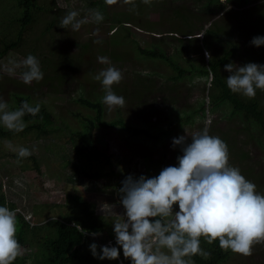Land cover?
I'll use <instances>...</instances> for the list:
<instances>
[{
  "label": "rangeland",
  "instance_id": "1",
  "mask_svg": "<svg viewBox=\"0 0 264 264\" xmlns=\"http://www.w3.org/2000/svg\"><path fill=\"white\" fill-rule=\"evenodd\" d=\"M247 1L241 6L239 0H150L148 4L143 0L132 3L117 0L113 5L105 0H36L42 11L34 14L35 19L24 30L18 47L0 59V97L10 109L17 108V95L27 96L31 104L41 103L51 113L56 130L46 136L30 131L0 138V196L8 203L7 207L12 203V211L26 217L30 226L50 220L74 226L73 217L80 215V208L67 195H80L96 215L109 223L108 231L114 236L111 223L116 217L103 216L101 206L111 204L117 213L123 212L118 191L121 181L128 175L156 176L164 167L176 165V157L182 153L179 146L172 147V139L180 135L190 137L206 126L210 135L219 136L228 145L229 163L238 167L264 194V134L246 124L238 113H232L229 103H210L211 94L218 92L211 85V75L186 73L173 80L176 73L164 61L141 57L136 49L137 44L146 49L160 47L167 55H173L170 59H175L182 69L191 72L192 66L199 68L221 55L222 46L216 40L226 36L237 43L232 62L243 65L245 58L260 60L264 46L251 45L252 38L243 34L239 41V30L242 26L249 30L246 18L258 20V15H264V0ZM89 9L101 11L103 22L83 25L79 31L58 26L67 12L76 10L83 17ZM19 11L16 0H0V49L3 41L14 40ZM259 22L264 27V22ZM96 29L98 35L93 36ZM196 39L205 40L209 46L213 43L211 50L200 52ZM94 40L102 43H93ZM181 48L182 59L175 53ZM206 52L210 53V59ZM28 54L39 59L44 73L42 81L30 85L22 82L19 70L14 76L2 71L10 59L19 61ZM99 56L108 57L111 66L123 73V80L113 86L114 92L125 98L123 108L109 110L101 102L103 88L94 76L110 65L101 64ZM220 73L225 79L229 75L224 67ZM259 97L264 99V91L260 90ZM78 98L100 103L104 122L121 121L145 130L152 137L132 136L120 127H97L89 133L86 120L92 119L95 112L78 103ZM201 102L204 112H196L202 107ZM73 134L82 138L76 135L71 138ZM8 141L32 151L37 167L29 159L17 162V154L5 147ZM81 141L93 145L91 151L98 149L108 159L107 163L104 157L92 160L91 168L85 170L92 173L100 168L99 171L110 174L108 177L89 179L74 173L72 166L79 160L74 146ZM33 234L27 236L32 253L29 258L41 243L42 234ZM59 237L62 247L71 251L84 235L78 227L62 230ZM93 238L100 245L115 246V236L112 240L104 235ZM118 260L124 264L127 259ZM92 264H113V261L105 259ZM221 264H264V241L253 245L251 256L227 250Z\"/></svg>",
  "mask_w": 264,
  "mask_h": 264
},
{
  "label": "clouds",
  "instance_id": "2",
  "mask_svg": "<svg viewBox=\"0 0 264 264\" xmlns=\"http://www.w3.org/2000/svg\"><path fill=\"white\" fill-rule=\"evenodd\" d=\"M116 2L105 0L108 5ZM125 2L132 3V0ZM143 2L148 4L150 0ZM103 20L104 15L98 9H89L83 17L79 11L72 10L62 17L58 26L79 31L83 25H98ZM98 32L96 29L92 35ZM250 44L264 46V36L253 37ZM205 55L211 58L210 53ZM97 59L101 64L110 65L94 76L103 88L102 104L109 110L123 108L125 98L113 90L123 80V73L111 66L108 57ZM224 69L229 73L226 86L232 93L252 99L257 90L264 91V64L229 62ZM18 70L26 85L44 78L40 61L32 54L19 61L10 59L2 69L9 76L16 75ZM40 112L39 102L30 104L25 100L18 108L10 109L8 102L0 97V125L9 131H24L25 116L36 117ZM177 146L182 154L176 157V165L164 167L156 176L128 175L121 181L118 191L122 213H117L111 204L101 206L103 216L116 217L111 223L115 246L91 243L89 249L94 258L118 260L122 250L123 257L131 264H195L193 257L208 259L211 255L201 247L202 237L208 244L218 241L220 249L244 256H251L253 245L264 241V194L257 191L256 184L247 180L238 167L229 163L226 142L210 135L206 126L190 137H174L172 147ZM5 147L17 154V162L32 155L28 148L10 141ZM78 227L82 235H101ZM16 233L15 212L0 206V264H13L22 255Z\"/></svg>",
  "mask_w": 264,
  "mask_h": 264
},
{
  "label": "trees",
  "instance_id": "3",
  "mask_svg": "<svg viewBox=\"0 0 264 264\" xmlns=\"http://www.w3.org/2000/svg\"><path fill=\"white\" fill-rule=\"evenodd\" d=\"M99 0H97L98 2ZM246 0H239L241 6L245 3ZM249 1V0H248ZM247 1V2H248ZM17 7L20 10L18 14V32L14 40L11 41H3L2 47L0 49V59L3 58L9 50H14L18 47L20 42L22 41V36L24 30L29 27V25L35 19L34 14L42 11V7L36 3V0H16ZM259 21L264 22V15L260 14L257 16ZM256 18L251 20L246 18L247 26H249V30L246 28H242L239 30V38L240 35L243 34L247 38H253L255 36H264V27L263 23L259 22ZM52 25V24H51ZM252 29H251V28ZM115 29V28H114ZM114 32H116L114 30ZM113 32V33H114ZM127 34V33H126ZM128 33L126 36H129ZM172 36V35H169ZM158 37H165L158 36ZM242 38V37H241ZM239 39V41L241 40ZM164 38H161L162 41ZM184 38L183 40H185ZM179 41H182L181 39ZM196 41H199L196 39ZM200 46L199 51H206L207 49L211 50L212 44L210 46L205 42V40H200L197 42ZM216 43L222 46V53L217 58H211L208 63L204 64L197 68L192 66L191 72H187L186 70L182 69L179 63L175 59H170L172 57L170 54L162 50L160 47H151L149 49L142 48L139 44L136 45V49L138 54L141 57L146 59H159L164 61L175 73L176 75L172 77L173 80H177L181 78L186 73H195L199 75L208 76L211 75L212 79V86L217 89V94H211V104L215 105L219 102H227L232 108V113H238L241 119L248 124L249 126H255L256 129L259 130L260 133L264 134V99H260L259 92L257 90L255 98L249 99L247 97H243L242 95H237L232 93L226 86V79L224 75L220 73V70L229 62H232V58L235 55L237 50V43L232 39V37H217ZM154 45V44H153ZM210 47V48H209ZM249 48V47H248ZM259 48H263L260 46ZM255 55L257 57V52L255 50ZM183 49L177 50L178 58L182 59V52ZM242 52H248L242 51ZM202 54V53H201ZM247 57V56H246ZM257 60L255 58H248L244 59V63L254 62L258 64H264V56ZM63 76L60 75V78ZM17 102V108L20 106L22 101L27 100L30 103V98L27 96H19L15 97ZM77 102L81 105L93 110L95 115L92 119H88L87 121V130L89 133H92V130L100 127V128H109V127H120L127 133L131 134L132 136L144 135L148 138H151L152 135L147 133L145 130L132 127L130 125L125 124L121 121H109L104 122L102 120V107L101 104L98 102H92L88 99L78 98ZM31 104V103H30ZM201 106L196 112L203 111L204 112V102H201ZM41 116L43 119H41ZM25 122H29L30 124L24 129V131L15 133L12 131L7 130L0 126V138H10L12 136L18 134H25L30 131H35L39 136H46L51 132H54L56 129L53 127L52 116L51 113L42 105L41 112L36 116L32 117L31 115L25 116ZM77 138H82L79 134L71 135V138L74 136ZM76 157L79 159L75 162L72 166L74 173L83 174L86 178L93 179V178H106L110 174L108 172L99 171L100 168L94 172H87L86 168H91L92 160L95 161L102 157L105 158V162L107 163V158L105 154L96 149L91 151L90 149L94 148L93 145L86 144L85 142L81 141V143H77L74 146ZM33 162L34 167H37L36 160L33 156H29L27 158ZM82 160H86V164H82ZM84 168V169H83ZM111 173V172H110ZM67 199L74 203L75 205L79 206L80 208V215L73 217L74 222L76 223L74 226H69L66 223L60 220H50L42 225H34L30 226L29 222L25 220V218L16 213L17 218V233L16 238L18 242L22 245V255L18 256L14 261L13 264H26L28 260H30V264H92L94 262L101 261L100 259L94 258L91 254L89 249V245L91 243H96L98 246L100 245L98 241H96L91 235H84L82 242L73 248L71 251H66L61 243L59 233L64 230H76L78 225L83 229L88 230L89 232H99L101 235H104L108 240H112L114 238L113 234L108 231L109 223L102 219L99 215H96L94 208L80 195H67ZM13 204L9 203V209L13 210ZM0 206H8V203L5 202L3 196H0ZM26 214H24L25 216ZM70 220V219H69ZM77 225V226H76ZM76 226V227H75ZM42 234L41 236V243L39 245V250L35 252L32 257L29 258L31 253L30 242L27 239V236L30 234L33 236ZM201 247L204 248L206 251L211 253L208 259H203L200 256L193 257L195 264H221L225 258V254H227V250H222L219 247L218 241L213 242L212 244L206 243L204 238H201ZM99 251V248H98ZM29 252V253H28ZM120 257H123V253L121 250ZM113 264H119V260H111ZM130 261V260H129ZM126 260L124 264H131Z\"/></svg>",
  "mask_w": 264,
  "mask_h": 264
},
{
  "label": "built area",
  "instance_id": "4",
  "mask_svg": "<svg viewBox=\"0 0 264 264\" xmlns=\"http://www.w3.org/2000/svg\"><path fill=\"white\" fill-rule=\"evenodd\" d=\"M26 216V215H25ZM25 219L27 220V218L25 217ZM30 223V222H29ZM31 224V223H30Z\"/></svg>",
  "mask_w": 264,
  "mask_h": 264
}]
</instances>
